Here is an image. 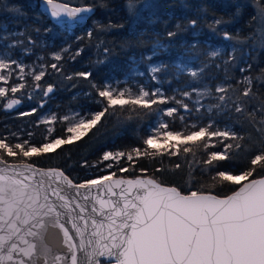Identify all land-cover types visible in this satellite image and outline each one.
<instances>
[{
    "label": "snow or ice",
    "instance_id": "1",
    "mask_svg": "<svg viewBox=\"0 0 264 264\" xmlns=\"http://www.w3.org/2000/svg\"><path fill=\"white\" fill-rule=\"evenodd\" d=\"M40 4L43 13L66 31L83 24L89 18L86 14L95 11L90 4L73 6L74 0H40ZM100 6H106L103 0ZM145 7H148L145 0H125V11L130 17L139 16ZM201 11L207 14L206 8ZM259 15L264 17V8ZM188 23L195 27L197 20ZM226 23L222 17L214 18L209 27L213 33L220 32L225 41H233L231 33L224 30ZM96 27L105 31L114 25L96 23ZM176 28L179 30L181 25ZM48 31L51 30L45 29ZM177 34L167 32L170 40ZM261 34L264 35V30ZM87 35L91 39L92 30ZM22 44L23 41L17 40L0 51V83L6 85L0 86V107L6 111L21 105L17 93L31 100L39 89L42 97H48L54 86L42 88L40 81L47 67L60 71L57 63L30 66L11 58L9 50ZM227 47L230 52L214 49L207 53L208 58L214 61L226 55L224 64L231 65L237 60L234 53L238 49L235 43ZM261 47L264 48V40ZM28 51L25 48V53ZM68 51L62 48L52 54L53 58L58 62L62 53ZM81 51L77 50L71 58L75 59ZM104 51L107 53L108 49ZM152 54H156L155 47ZM212 67L221 66L176 65L178 73L186 72L190 77V90L180 89L178 95L171 96L161 87L149 88L136 82V76L144 75L137 69L130 70L122 81L91 82L94 102L101 106L99 111L74 110L61 117L53 113L41 119L40 123L48 125L59 122L62 135L51 136L54 128L50 126L46 131L51 138L46 137V142L40 144L21 139L17 132L0 136V264H264V174L257 175L264 173V146L238 173L230 168L221 170V162L231 160L233 149L242 147L234 142L244 139L224 118L246 111L245 98L253 95L255 82L264 84V70L258 76L242 75L239 79L225 70L223 80L213 85L204 83ZM251 68L252 64H247L239 72L243 74ZM166 70V65H150V79L160 84V74ZM75 75L88 80L92 73ZM26 77H31V85ZM29 86L32 91H27ZM185 98L192 101L191 107ZM205 99L214 102L205 105L202 103ZM45 103L41 99L39 108ZM180 109L187 115L180 114ZM117 110L121 114L127 111L129 118L140 112L158 118L142 139L144 147L103 152L91 165L103 174L77 183L61 169L39 168L28 162L79 141L106 114L115 115ZM37 111L33 107L19 115L31 116ZM257 113L264 125V101L247 115L255 120ZM177 117L181 122L179 128L174 126ZM27 135L31 137L32 133ZM193 147L203 150L201 174L208 175V190L204 185L193 190L190 179L188 189L181 191L143 175L147 172L144 168L139 170L142 175L135 177L117 174L135 170L140 159L177 156L181 151L188 154ZM82 166H89L88 162ZM179 167L177 164L176 168ZM224 185L231 187L229 194L221 196L213 191ZM50 230L60 237V251L54 252L48 243Z\"/></svg>",
    "mask_w": 264,
    "mask_h": 264
},
{
    "label": "trees",
    "instance_id": "2",
    "mask_svg": "<svg viewBox=\"0 0 264 264\" xmlns=\"http://www.w3.org/2000/svg\"><path fill=\"white\" fill-rule=\"evenodd\" d=\"M39 0H0V51L7 50L9 44L17 40L23 41L9 50L11 58L21 60L26 65H50L57 63L60 71L46 68V75L40 81L42 88L48 84L54 86L53 93L48 97H42L41 91L36 90L33 99L27 96L21 98V105L12 110H4L0 107V136H8L17 132L21 139H29L32 143L46 142V137L51 138L46 129L48 124L40 123L44 115L55 113L61 117L72 111H99L100 105L95 103V92L91 88V82L97 84L104 80H124L130 70L137 69L144 73L136 76L135 81L145 84L149 88L161 87L166 95H178V90H190L187 73H178L176 65L187 63L189 67H203L205 64H219V69L212 67L206 73L204 83L216 84L224 78L225 70L229 75L239 79L242 75L258 76L264 70V48L261 42L264 40L259 22L258 11L264 8V0H156L155 6L143 8L139 16L130 17L125 11V0H103L106 6L101 7V0H74V4H90L95 6V11L89 17L84 27L64 30L56 26L39 7ZM20 8V12L9 9ZM206 8L205 15L201 10ZM223 18L227 23L224 30L231 33L233 41H225L220 32L213 33L209 25L214 18ZM196 19L197 25L192 27L189 20ZM114 25L111 29L98 31L96 23ZM181 25L178 30L176 25ZM40 29L36 32L35 29ZM45 29L51 31L45 32ZM92 30L93 36L89 39L87 33ZM168 31H177L178 34L171 40L167 36ZM23 33V35H21ZM80 37L81 39H78ZM239 40L242 43H237ZM236 44L237 51L234 55L237 60L231 65H225L222 58L214 61L209 59L207 53L214 49L231 51L227 46ZM156 54L153 55V48ZM25 48L29 49L25 53ZM62 48L69 51L62 53V59L55 61L54 52H60ZM107 48L106 53L104 49ZM82 49L75 59L71 57L77 50ZM152 59L148 60L147 57ZM252 68L245 73L239 72L240 67ZM166 65L167 70L160 74L162 82L157 84L150 79L149 66ZM28 71V69H26ZM78 72H91L92 76L86 80L75 74ZM72 76L71 80L66 79ZM29 85L31 77H26ZM171 81V84H169ZM235 83V80L232 81ZM12 83V81H9ZM27 91H32L31 87ZM90 94V95H89ZM193 97L195 94L193 93ZM179 98V97H178ZM41 99H45L43 108H39ZM246 111L241 114H231V118L225 117L229 126L244 137L239 150L233 149L231 160L221 162V170L232 169L239 172L248 165L259 149L264 146V129L260 124L262 116L256 114L255 120H251L247 112L259 107L264 101V84L257 81L253 86V95L245 98ZM185 102L192 101L185 98ZM208 99L204 102L207 105ZM175 106V105H171ZM37 107L38 111L31 116H20L19 112H28ZM165 107V106H161ZM203 111V109L201 110ZM180 114L187 115L183 109ZM156 115H144L132 113L129 118L127 111H116L115 115L106 114L101 122L79 141L63 145L54 152L31 158V162L42 166L61 167L75 182L95 178L101 173L91 165L102 156L105 151L125 150L131 147H144L142 139L148 129L154 124ZM165 119H170L165 117ZM176 128L181 126L178 117L175 119ZM51 136L62 135V125L57 122ZM223 127V124H221ZM31 132L29 137L27 134ZM203 150L193 147L191 153L182 151L177 156H156L137 161L135 170L127 173H117L124 176L142 174L141 168L147 169L144 174H149L157 180L176 185L181 191H186L191 179L193 190L201 185L208 190L210 183L207 174H201L203 167ZM23 159V158H21ZM87 161V167L82 166ZM123 163V162H122ZM179 164L180 167L176 168ZM124 166H127L124 163ZM161 169V171H156ZM264 174L258 172L257 175ZM216 194L223 195L231 191V187L224 185L213 190Z\"/></svg>",
    "mask_w": 264,
    "mask_h": 264
},
{
    "label": "water",
    "instance_id": "3",
    "mask_svg": "<svg viewBox=\"0 0 264 264\" xmlns=\"http://www.w3.org/2000/svg\"><path fill=\"white\" fill-rule=\"evenodd\" d=\"M61 2H63V0H61ZM38 3H39V7L43 10V8H42V6H41V4H40V0L38 1ZM81 4H73V6H80ZM88 17H90L91 15H92V13H89V14H86ZM49 18H50V16L49 15H47ZM50 20L53 22V20L50 18ZM88 20H89V18H87L84 22H83V24H81V25H79V26H76V27H74V28H77V27H84L86 24H87V22H88ZM28 162H30V163H33V162H31V161H28ZM33 164H35V163H33ZM37 167H39V168H44V169H48V168H56V169H61V170H63L61 167H58V166H42V165H37V164H35ZM64 171V170H63ZM65 172V171H64ZM65 174L66 175H68L66 172H65ZM138 175H142V174H138ZM138 175H135V176H138ZM143 175H147V176H149V177H152V178H155V177H153V176H151V175H149V174H143ZM69 176V175H68ZM124 176V175H123ZM135 176H130V177H135ZM125 177H129V176H125ZM156 179V178H155ZM159 181V180H158ZM75 182V181H74ZM159 182H161V181H159ZM78 183V182H77ZM161 183H163V182H161ZM163 184H165V185H170V186H176V185H174V184H167V183H163ZM177 187V186H176ZM178 188V187H177ZM230 193V192H229ZM229 193H227V194H229ZM227 194H223V195H227ZM219 195V194H218ZM223 195H221V196H223ZM48 243L51 245V247H52V249H53V251L54 252H57V251H60V237H59V235H58V233L55 231V230H50L49 231V235H48Z\"/></svg>",
    "mask_w": 264,
    "mask_h": 264
},
{
    "label": "rangeland",
    "instance_id": "4",
    "mask_svg": "<svg viewBox=\"0 0 264 264\" xmlns=\"http://www.w3.org/2000/svg\"><path fill=\"white\" fill-rule=\"evenodd\" d=\"M145 2L148 5V7H145V8H150V7H154L155 6L156 0H145ZM259 13H260V10L258 11L259 22H260L261 27L264 29V17L260 16ZM181 65H187L189 67V65L187 63H181ZM130 83H131V81H130ZM0 86H6V85H3L2 83H0ZM121 86H123V85H121ZM205 101H206V99L202 100V103H204ZM70 113L71 112H69L67 114H70ZM49 116H51V115L50 114H46L43 117H49ZM48 126L52 127V125H48Z\"/></svg>",
    "mask_w": 264,
    "mask_h": 264
}]
</instances>
